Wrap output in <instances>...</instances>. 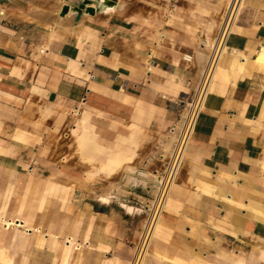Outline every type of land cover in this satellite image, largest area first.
<instances>
[{"label": "crops", "instance_id": "crops-1", "mask_svg": "<svg viewBox=\"0 0 264 264\" xmlns=\"http://www.w3.org/2000/svg\"><path fill=\"white\" fill-rule=\"evenodd\" d=\"M84 1L0 0V264H131L158 192L135 171L165 173L230 0ZM243 7L145 264H264V0ZM134 151L111 179L86 162Z\"/></svg>", "mask_w": 264, "mask_h": 264}, {"label": "built area", "instance_id": "built-area-1", "mask_svg": "<svg viewBox=\"0 0 264 264\" xmlns=\"http://www.w3.org/2000/svg\"><path fill=\"white\" fill-rule=\"evenodd\" d=\"M244 3L245 0L229 1L217 38L214 40L212 46L207 48L208 57L206 66L196 95L188 103L183 104L185 106L183 120L173 125L169 130V133L174 136V148L168 158V167L161 177L162 182L159 185L131 264H145L150 254L157 225L166 208L172 188L177 182L189 143L193 138L200 116L205 109L217 68L228 52V38L235 32L234 28L239 25L244 11ZM203 48H205V43L203 44ZM185 61L193 63L194 57L186 56Z\"/></svg>", "mask_w": 264, "mask_h": 264}, {"label": "bare ground", "instance_id": "bare-ground-1", "mask_svg": "<svg viewBox=\"0 0 264 264\" xmlns=\"http://www.w3.org/2000/svg\"><path fill=\"white\" fill-rule=\"evenodd\" d=\"M243 8V7H242ZM236 28V27H235ZM235 28H234V30H235ZM260 61L263 63L264 62V50H263V53L260 55ZM258 63V62H257ZM261 63V64H262ZM260 64V63H259ZM260 64V65H261ZM262 65H264V64H262ZM261 65V66H262ZM89 129V128H88ZM72 136H74L75 137V142L77 143L76 145V147L78 148V149H76L77 151L78 150H80V148H81V146H82V139L81 138H79L73 131H72ZM93 136H94V134H93ZM90 137V136H89ZM93 138V137H92ZM87 139H89V138H87ZM90 140V139H89ZM171 141V140H170ZM168 143V142H167ZM166 143V144H167ZM72 144V143H71ZM75 144V143H74ZM135 144H137L136 142H135ZM166 146V145H165ZM138 146H136V150L138 149L137 148ZM167 147V146H166ZM164 148V147H163ZM165 149V148H164ZM163 149V150H164ZM167 150V149H166ZM136 151H134V153L132 154V155H130L129 157H123V156H117V157H115V158H113V157H111V159L108 161V163L106 164V165H97L96 163H94L93 161H91V160H86V162H88V163H90L91 165H93L94 166V173H100V174H103V176H105L106 178H112V177H114L115 175H117V174H120L122 171H126L127 173L131 170V166H130V164H132L133 162H134V160H135V156L137 155L136 153H135ZM77 153V152H76ZM78 154V153H77ZM137 157V156H136ZM164 157V156H163ZM168 160V159H167ZM132 165H134V164H132ZM163 172V171H162ZM93 173V174H94ZM99 174V175H100ZM97 175V174H96ZM94 176V175H93ZM101 176V175H100ZM95 177V176H94ZM106 178H104V179H106ZM119 179V178H118ZM114 180V179H113ZM116 180V179H115Z\"/></svg>", "mask_w": 264, "mask_h": 264}, {"label": "water", "instance_id": "water-1", "mask_svg": "<svg viewBox=\"0 0 264 264\" xmlns=\"http://www.w3.org/2000/svg\"><path fill=\"white\" fill-rule=\"evenodd\" d=\"M95 3L96 4V8H87V5ZM116 5V1L115 0H85L84 3L80 4L78 7H74L71 10L70 6H65L63 11H62V16H65L68 12L75 13V14H79L81 13V11L83 10H87V13L94 15L96 10L98 9H111L113 7H115ZM135 173L138 174L139 177L144 178L146 180L148 179H153L154 180V184L157 188H159V185L162 182V178L161 177H155L152 175H149L148 173L144 172V171H140L137 170L135 171ZM118 200H121L118 198Z\"/></svg>", "mask_w": 264, "mask_h": 264}, {"label": "rangeland", "instance_id": "rangeland-1", "mask_svg": "<svg viewBox=\"0 0 264 264\" xmlns=\"http://www.w3.org/2000/svg\"><path fill=\"white\" fill-rule=\"evenodd\" d=\"M226 8H227V6H226ZM208 40L210 41V43H212V44L214 43V40H213V39L209 38ZM200 43H201L202 45L204 44L203 41H200Z\"/></svg>", "mask_w": 264, "mask_h": 264}]
</instances>
